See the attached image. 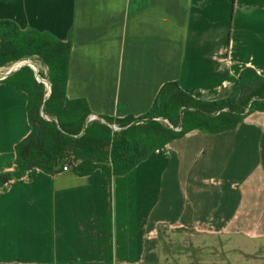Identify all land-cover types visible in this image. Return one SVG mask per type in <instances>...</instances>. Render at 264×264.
<instances>
[{"label":"crops","instance_id":"0c3cea01","mask_svg":"<svg viewBox=\"0 0 264 264\" xmlns=\"http://www.w3.org/2000/svg\"><path fill=\"white\" fill-rule=\"evenodd\" d=\"M0 19L71 40L66 97L98 118L146 113L166 81L212 101L243 68L264 75V0H0ZM9 75L0 172L16 169L31 128ZM160 226L222 245L261 238L264 258V112L217 134L192 130L111 179L32 168L0 184V264H175Z\"/></svg>","mask_w":264,"mask_h":264},{"label":"trees","instance_id":"16d2710c","mask_svg":"<svg viewBox=\"0 0 264 264\" xmlns=\"http://www.w3.org/2000/svg\"><path fill=\"white\" fill-rule=\"evenodd\" d=\"M71 40L62 41L46 31L21 28L0 19V68L37 56L47 67L51 91L26 66L3 81L27 94L29 134L15 145V170L0 172V184L22 178L37 168L47 174L64 171L66 162L79 176L99 169L104 177L130 172L157 149L198 129L208 134L235 129L252 112H264V75L243 68L232 92L218 100H201L185 92L177 81L160 87L151 108L140 116L121 118L91 114L84 98L68 99ZM116 123L120 130L113 131Z\"/></svg>","mask_w":264,"mask_h":264},{"label":"rangeland","instance_id":"374dc122","mask_svg":"<svg viewBox=\"0 0 264 264\" xmlns=\"http://www.w3.org/2000/svg\"><path fill=\"white\" fill-rule=\"evenodd\" d=\"M24 59L39 67L38 78L40 80L45 79L48 82L47 85L43 82L40 83L44 85L46 95H49L51 84L47 76V67L37 56H30ZM17 62L18 61H15L1 67L0 79H2L1 76H4L6 72L11 71V68L16 65ZM24 66L31 68V66L28 65ZM17 70L12 71V73ZM66 164L70 166L69 162H66ZM158 236L162 250L170 249V254H172L170 256V262H174L175 264H264L262 254L263 240L261 238H256V241L238 238L237 242L234 239H228L230 243L228 242L226 245H222L221 243L225 242V238L200 239V237L192 231H187L186 229L172 230L168 226H160L158 229ZM200 240L207 241V246L200 248L198 246ZM234 245L236 248H234ZM194 246L198 248H194ZM249 250L252 252H249Z\"/></svg>","mask_w":264,"mask_h":264},{"label":"built area","instance_id":"2783aa9c","mask_svg":"<svg viewBox=\"0 0 264 264\" xmlns=\"http://www.w3.org/2000/svg\"><path fill=\"white\" fill-rule=\"evenodd\" d=\"M17 64L19 65V67H18L17 69L23 67L24 65L31 66V68L35 71V77H36V79L38 80V82H43L44 84L47 85L48 82H47L45 79L40 80V79L38 78V75H39L38 70H35V69H34V65L31 64L29 61H27L26 59H22V60H19V61L17 62ZM11 69H12V68H11ZM17 69H15V70H17ZM13 71H14V70H13ZM11 73H12V71L6 72V73L4 74V76H7V75H9V74H11ZM1 77H2V76H1ZM49 89H50V88H49ZM93 119H100L103 123H107L104 119H102V118H98V117L93 116V115H90V116L88 117V120H93ZM110 126H111V128H112L113 131H118V130H120V126H118L116 123H111ZM69 169H70V168H69L67 165L64 166V171L69 170Z\"/></svg>","mask_w":264,"mask_h":264},{"label":"bare ground","instance_id":"6f19581e","mask_svg":"<svg viewBox=\"0 0 264 264\" xmlns=\"http://www.w3.org/2000/svg\"><path fill=\"white\" fill-rule=\"evenodd\" d=\"M18 67H19L18 64L14 65V66L12 67L11 71L17 69ZM34 69L39 71V67H38L37 65H34Z\"/></svg>","mask_w":264,"mask_h":264}]
</instances>
